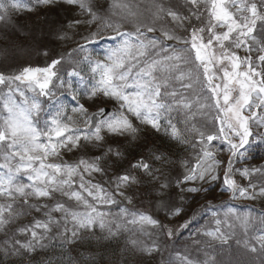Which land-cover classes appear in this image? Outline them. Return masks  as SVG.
<instances>
[{"label": "snow or ice", "instance_id": "obj_1", "mask_svg": "<svg viewBox=\"0 0 264 264\" xmlns=\"http://www.w3.org/2000/svg\"><path fill=\"white\" fill-rule=\"evenodd\" d=\"M60 5L74 7L82 17L69 21L70 29L89 28L87 35H81L85 43L77 44L72 52H87L82 62L87 64L94 83L90 88L73 89L72 81L62 77V71L68 77L80 76L76 68H64L70 53L50 56L44 67L26 66L9 74L0 70V85L7 88L0 96V143L12 150L9 156L16 161L11 166L0 165L5 169L0 172V197L6 198V202L0 203V254L4 258H15L14 264H81L80 258L71 255V246L119 240L125 233L130 235L112 259L97 257L92 252L80 253L83 264H99L101 259L105 264H129L128 255L151 257L160 251V243H145L135 233L151 237L150 229H154L171 238V228L148 212L120 208L114 215L97 206L118 205L117 195L132 204L133 197L126 195V189L133 188L135 194L137 185L148 187V195L156 198L154 206L168 216H179L183 211L170 194L173 187L183 200L189 193L209 192L213 182L222 180V190L231 192L232 198H264V181L257 191L250 179L247 187L236 179L237 174L250 178L261 169L234 166L247 158L253 141L259 143L264 139V134L254 133L250 126V121L264 125V0H183V4L177 0H153L146 8L147 20L142 18L139 5L122 0H110L107 8L99 0H0V26H11L19 14ZM125 24H130L132 30L125 28ZM149 33L158 34L149 37ZM57 38L71 39L63 29ZM104 40H112L115 46L96 55L87 51L88 44ZM14 50L15 44L11 43L0 47V66L9 67L7 61L14 57ZM153 51L155 57L150 56ZM241 51L244 55H240ZM175 80L181 81L183 91L173 87ZM216 80L221 83H215ZM194 81L208 93V102L197 99L198 111L215 109L213 121L219 122L215 130L198 128L191 122L193 105L184 93L192 89ZM20 85L34 95L26 97ZM60 89L82 91L89 100L106 98L116 107H98L90 112L85 104L76 101L70 111L79 114L83 128L72 126L73 118L63 105L41 125L44 108L40 97L53 96L54 90ZM16 93L22 101L14 99ZM135 121L191 148L196 153L195 163L189 165L184 161V171L170 178L165 166L172 163L171 157L166 152L150 150L151 162L141 157L130 165L140 175L131 171L116 174L111 190L86 180L85 176L92 173L106 174L101 163L105 158L123 157L118 148L108 144L107 138L136 140L142 129ZM214 142H220V147ZM89 146L102 147L103 151L88 159L84 155L73 162L63 159V152L83 154ZM225 147L230 153L226 164L217 159V151ZM50 158L59 162H47ZM156 163L161 167H156ZM22 176L28 183H21ZM196 182L200 186H189ZM204 183L208 187H203ZM45 200L51 203H43ZM33 212L40 215L17 226L18 220L32 216ZM229 213L245 232L254 223L250 214L240 216L231 208ZM189 223L186 221L181 228H187ZM215 223L219 226L221 220ZM260 223L261 234L256 239L259 251L264 253V218ZM206 235L218 239L222 247L228 243L219 227ZM57 244L59 255L55 251L50 253ZM243 246L251 253L258 251L255 243L245 241ZM180 261L196 264L186 255ZM201 264L238 262L217 253Z\"/></svg>", "mask_w": 264, "mask_h": 264}, {"label": "rangeland", "instance_id": "obj_2", "mask_svg": "<svg viewBox=\"0 0 264 264\" xmlns=\"http://www.w3.org/2000/svg\"><path fill=\"white\" fill-rule=\"evenodd\" d=\"M123 3H128L130 5H139V12L142 14V18H148V12L146 8L153 3V0H122ZM99 3L102 4L105 8H107L110 0H99ZM77 9L74 7H70L67 5H60L55 8L50 9H42L37 13H23L19 14L14 18V22L11 26L2 27L0 26V47H3L7 44H15L14 57L7 61V67L0 66V70H5L6 74L16 71L18 68L32 66V67H44L49 62L50 56L70 53L71 55L66 57L67 63L64 65L66 70L70 68H76L79 71V77H68L64 71L61 72V75L72 81L73 89L90 88L92 83H94V78L92 73L90 72L86 63L82 62V57L87 54V52H72V49L77 47V44H84L85 41L81 39V35H87L89 28L87 26H81L79 28L70 29L68 27V22L73 19H81L82 17L78 16ZM115 19V18H114ZM125 28L128 30H132V26L130 24H125ZM60 29L68 32L71 39L60 40L57 38V35L53 37L54 33H58ZM94 30V28L92 29ZM222 30V29H218ZM52 42L55 45H52ZM115 42L112 40H104L95 44H88L87 51H90L93 55L97 53H101L104 49L108 47H114ZM47 51L48 55H44V52ZM240 55H244V52L241 51ZM150 56L155 57V51L151 52ZM79 61V62H78ZM187 71L188 69H184ZM71 71V70H68ZM65 73V74H64ZM178 74V73H177ZM215 83H221L220 80L214 81ZM11 87H15L12 85ZM21 89L24 91V94L29 99L34 95V93L27 89L24 85H20ZM59 88V85L57 86ZM173 87L175 89L183 91L181 89V81L175 80L173 81ZM7 92V88L3 85H0V96ZM55 94L53 96L47 97V101H51L49 104V109L43 111L41 113L40 123L41 125L44 123L45 119H47L51 114H54L57 108L61 105L65 106L67 110V114L72 116L74 124L73 127L83 128L84 124L79 114H73L70 109L75 106L76 101L79 103L85 104V106L89 109L90 112L96 110L98 107H102L103 105L111 106L115 109L116 105L113 101L106 98H94L93 100H89L86 95L82 91H73L70 90H54ZM185 96L192 102V120L191 122L196 125L198 128H211L215 130L218 127L219 122L213 121V116L216 114L215 109H211L206 113H202L198 111V103L197 99L201 103H206L208 93L204 90V88L193 82L192 89L185 91ZM75 95V99L73 98ZM235 95V93H233ZM14 99L17 102L22 101V97H20L19 93H16ZM40 101L42 105H44L43 97H40ZM3 111L2 102H0V112ZM259 114V110H256ZM249 115L248 112L245 113ZM175 116V113L173 114ZM177 119H181V117H177ZM137 126L142 129L140 136L136 140H130L128 138L122 137H109L107 138L108 144L112 145L113 148H118L119 151L123 153V157L119 159H113L111 156L105 158L103 160L102 166L106 167V174L101 173H92V175L85 176V179H90L92 183H99L103 185L105 189L111 190L114 187L113 178L116 174H121L124 172H129L130 165L136 163L141 156L132 159L128 162L124 168H120L122 163L125 161V157H127L128 152L126 151V146L131 144H145L146 149L142 152L143 157L148 159L151 162V158L149 155L150 150L153 152L161 151L157 147L153 146L148 139L149 136H159L164 138L166 141L174 144V146L178 147L179 156L171 157L172 163L166 165L165 167L168 170L170 178H176L180 173L184 171L183 162L187 161L189 165L195 163L196 153L188 148L186 145L179 144L175 141H171L167 136L163 134H157L153 132L150 128H145L143 125H140L138 121H135ZM250 126L252 127V131L254 133L264 134V125H257L250 121ZM251 139V138H250ZM216 147H220V142H214ZM11 149L7 148V145L3 143L0 145V165L5 163L9 164V166L16 163L15 160L11 159L9 153ZM92 152L93 156H98L103 151L102 147H92L89 146L85 152L82 154L79 151H74L72 153L63 152V159L69 162L76 161L81 155H84L86 159L87 153ZM126 154V155H125ZM229 152L225 147L222 151H217V159L224 161L226 164ZM9 158L6 160L5 157ZM247 158L241 159L239 162L235 163L236 168H260L261 172L256 173L253 172L250 178H243L239 174L236 175L237 182L247 187L249 184V179L255 185H257V191L262 181H264V139H262L259 143L256 141L252 142V147L246 153ZM47 162H59V160H55L50 158ZM156 167H161L159 163H156ZM224 164L220 166V174L223 175ZM5 171V169L0 168V172ZM140 175V174H139ZM138 175V176H139ZM21 183H28L26 178L21 177ZM189 186H200V182H196L195 184ZM146 187V186H145ZM203 187H208L207 183L203 184ZM148 187L143 189V194L138 195L136 192L138 191V185L135 186V194H133L134 189L128 188L126 189V195H132L133 201L132 204H128L127 200L124 197L117 195L115 198L119 201L118 205H104L98 204V208L100 211L110 212L112 214H117L120 211V208H128L133 209V211L139 210L151 213L154 217L160 219L164 224H166L169 228H171L174 232V235L169 238L161 235L154 229H150L153 233L151 237L144 235L140 232L135 233V237L144 241L145 243H151L152 240H157L161 247L160 251L154 253L151 257H144V264H169V261H172L173 264H181L180 257L188 256L189 259H192L196 262V264H201L202 261L208 258V256H213L210 253H204L200 257H197V251L205 252L208 251L207 246H213L217 241L216 238L206 235L207 232L214 231L217 227L220 228L221 232H223L227 237L231 236L233 230L236 228L235 222L233 220V216L229 213V209H235L236 214L243 216L244 214H250L252 217L251 209L255 207H264V198L257 197V199H248L245 197L232 198V193L228 191L222 190V180L213 182L212 187L207 193H189L187 194L183 200L179 198L178 190L173 187L170 190V194L173 197L174 203L183 208V211L179 216H168L165 215L162 211L157 209L154 206L155 197L148 195ZM145 190V191H144ZM143 196V197H142ZM6 202V198L0 197V203ZM35 203V201H33ZM43 203H51L50 201H42ZM209 202L211 204L209 205ZM219 202L220 207H211L206 211L207 215H200L196 222L190 220L192 215L197 211L199 205L206 203L207 206H213V204H217ZM79 210H83L82 208ZM227 214V218H226ZM39 213H32V216L22 217L17 222L22 226L28 224L33 216H39ZM253 220L255 216L253 215ZM219 219L221 220V224L218 226L215 221ZM186 221H190L187 228H181ZM259 222V221H257ZM257 224V223H256ZM231 225V227H229ZM18 226V224H17ZM70 226V225H69ZM260 228H257L254 233ZM250 229L248 228L247 232L244 233V240L248 241L249 239L257 238L254 233L250 234ZM99 231V230H97ZM202 232L203 238H197L194 241L186 244L184 249H180L179 246L174 244V241L181 237H188L190 240L193 239L194 235L198 232ZM257 232V233H258ZM261 234V232H260ZM259 234V235H260ZM251 237L248 238V236ZM18 239H23L21 236H17ZM230 238V237H229ZM228 238V239H229ZM207 241L214 244H206ZM205 244V245H204ZM231 258V256H229Z\"/></svg>", "mask_w": 264, "mask_h": 264}, {"label": "trees", "instance_id": "obj_3", "mask_svg": "<svg viewBox=\"0 0 264 264\" xmlns=\"http://www.w3.org/2000/svg\"><path fill=\"white\" fill-rule=\"evenodd\" d=\"M177 2L179 4H183V0H177ZM56 36L57 33L53 34ZM52 45L54 46L55 43L52 42ZM148 139L151 142V144H153V146L157 147L159 150L166 152L168 155L176 157L179 156V148L174 146V144L166 141L164 138H161L159 136L153 135V136H149ZM126 151L128 152L127 157H125V161L122 163V165L120 166V168H124L126 165H128V162L132 159H135L139 156L143 157V153L146 149V143L145 144H131L129 143L126 146ZM126 155V154H125ZM140 157V158H141ZM130 170L133 171V174L135 175H139L140 173L137 170L131 169ZM146 189L145 186H141L138 185V191L136 192L137 196L143 194V189ZM148 189V188H147ZM145 191V190H144ZM148 193V192H147ZM143 197V196H142ZM221 204V203H220ZM219 202L217 204H213V206H207L206 203H203L201 205H199L197 211L192 215L190 220H193L194 222L197 221L196 217H197V213H199L202 209H207L209 207H220ZM251 213H252V217L253 215L255 216L254 218V223H252L249 226V231L250 234L254 233V231L257 228H260L259 232L258 230L254 233V235L256 237L259 236L260 232H261V218H264V207H255L251 209ZM233 220L235 221V219L233 218ZM259 221V222H257ZM257 223V224H256ZM18 226H22L20 223H18ZM236 228L233 230V233L231 236H229L228 238V243L225 246H221V242L217 241L215 244L214 243H210L209 241H207L206 244H214L213 246H207L208 247V251L205 252H199L197 251L196 256L200 257L201 255H203L204 253H212L213 256L217 255V253H221V255H227L228 257L231 256V259L234 262H238V264H262V262H264V253H261L259 251V247H258V241L257 239L253 237V239H249L248 242L249 243H255L257 244L258 247V251L256 253H251L249 252L243 245L244 242L243 240L244 238V233L242 231V227L240 226L239 222H235ZM258 232V233H257ZM202 232L198 231L193 239H189L188 237H181L177 240L174 241V244H176L177 246L180 247V249H184V247L186 246V244L190 243L191 241L196 240L197 238H203L201 235ZM97 235H100V232L97 231ZM127 235H130V233H125L123 235H121V237L119 238V240H114V241H101L99 243L93 242L92 244L89 245H85V246H79V245H74L71 246L72 251H71V255L80 258L81 264H83V260L82 257H80V253H84L87 254L88 252H92L95 255H97V257L99 256H103L105 258H107L108 260L112 259V254L117 250L118 246L122 247L125 241V238ZM251 237V235L248 236V238ZM3 239V233H0V240ZM205 245V244H204ZM52 251H55V253L57 255H59L60 253V246L57 244L56 247L54 249H50L49 252L51 253ZM219 258V257H218ZM15 258L9 257V258H4L2 254H0V264H14ZM127 261L129 262V264H144L146 262H144V257L141 256H133V255H128L127 256ZM99 264H105V260L101 259L99 260Z\"/></svg>", "mask_w": 264, "mask_h": 264}, {"label": "water", "instance_id": "obj_4", "mask_svg": "<svg viewBox=\"0 0 264 264\" xmlns=\"http://www.w3.org/2000/svg\"><path fill=\"white\" fill-rule=\"evenodd\" d=\"M107 108H109V107H107ZM111 109V108H110Z\"/></svg>", "mask_w": 264, "mask_h": 264}]
</instances>
